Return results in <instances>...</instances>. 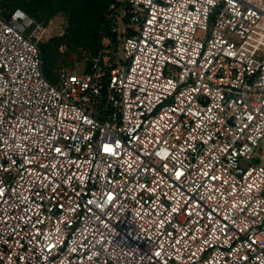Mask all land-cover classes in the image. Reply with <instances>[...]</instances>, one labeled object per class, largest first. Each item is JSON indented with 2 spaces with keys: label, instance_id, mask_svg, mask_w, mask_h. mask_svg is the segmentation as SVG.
<instances>
[{
  "label": "built area",
  "instance_id": "built-area-1",
  "mask_svg": "<svg viewBox=\"0 0 264 264\" xmlns=\"http://www.w3.org/2000/svg\"><path fill=\"white\" fill-rule=\"evenodd\" d=\"M119 21L114 58L52 81L0 0V264H264V5Z\"/></svg>",
  "mask_w": 264,
  "mask_h": 264
},
{
  "label": "rangeland",
  "instance_id": "rangeland-1",
  "mask_svg": "<svg viewBox=\"0 0 264 264\" xmlns=\"http://www.w3.org/2000/svg\"><path fill=\"white\" fill-rule=\"evenodd\" d=\"M38 5V13L32 16L35 20L33 30L39 42L44 67L50 68V73L56 78L62 71L75 70L83 72L91 65L92 57L105 49H99V43L94 39L93 32L82 26L81 17L90 20L99 15L103 0H87L81 10L71 9L68 6L61 7L47 0H32ZM264 5V0H257ZM114 7V6H113ZM122 8L118 11L115 26L119 29L118 48L122 47L123 22L119 21ZM82 28V29H81ZM105 47L111 44L105 37L102 42ZM109 53L114 48H106ZM119 51V50H118ZM122 54V50H120ZM255 160L264 165V138L258 147Z\"/></svg>",
  "mask_w": 264,
  "mask_h": 264
},
{
  "label": "trees",
  "instance_id": "trees-1",
  "mask_svg": "<svg viewBox=\"0 0 264 264\" xmlns=\"http://www.w3.org/2000/svg\"><path fill=\"white\" fill-rule=\"evenodd\" d=\"M46 1V0H45ZM49 3H56L61 7L68 6L72 10H81L87 0H47ZM126 0H103L102 9L98 16L86 20L85 17H81L79 21L82 23L83 27H86L90 31L93 32L94 39L99 43V49L106 48H114V51L111 54L112 58H114L117 54L118 49V40L119 35L117 32H114L112 29L115 26V19L118 14V11L123 8ZM38 4L32 0H1V6L4 8L5 12L12 11L16 8H22L24 11L28 13V15L35 16L38 13ZM114 6V7H113ZM33 18V17H32ZM82 29V28H81ZM107 37L111 41V44L108 47L102 44L103 39ZM117 37V39H116ZM40 46V45H39ZM43 69L46 76L55 81L56 78L50 73V68L47 66L44 67L43 61ZM89 69V66L86 68Z\"/></svg>",
  "mask_w": 264,
  "mask_h": 264
},
{
  "label": "water",
  "instance_id": "water-1",
  "mask_svg": "<svg viewBox=\"0 0 264 264\" xmlns=\"http://www.w3.org/2000/svg\"><path fill=\"white\" fill-rule=\"evenodd\" d=\"M116 39H117V37H116Z\"/></svg>",
  "mask_w": 264,
  "mask_h": 264
}]
</instances>
